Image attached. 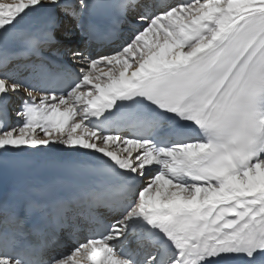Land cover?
<instances>
[{
	"label": "snow or ice",
	"instance_id": "1",
	"mask_svg": "<svg viewBox=\"0 0 264 264\" xmlns=\"http://www.w3.org/2000/svg\"><path fill=\"white\" fill-rule=\"evenodd\" d=\"M57 151L111 179L0 193V264H264V0H0V174Z\"/></svg>",
	"mask_w": 264,
	"mask_h": 264
},
{
	"label": "bare ground",
	"instance_id": "2",
	"mask_svg": "<svg viewBox=\"0 0 264 264\" xmlns=\"http://www.w3.org/2000/svg\"><path fill=\"white\" fill-rule=\"evenodd\" d=\"M6 2H11V0H6ZM69 27H71V25L68 24L67 22H65V24L63 25V28L61 29V31L66 30ZM58 152H60V151H58ZM60 153H64V152H60ZM38 156L39 155H33L32 157L37 158ZM77 258H79V257H77Z\"/></svg>",
	"mask_w": 264,
	"mask_h": 264
}]
</instances>
